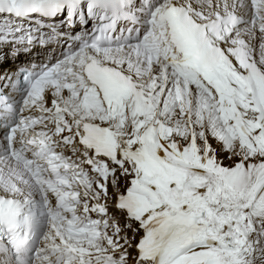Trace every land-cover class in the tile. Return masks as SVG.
Returning a JSON list of instances; mask_svg holds the SVG:
<instances>
[{"label": "snow or ice", "instance_id": "snow-or-ice-1", "mask_svg": "<svg viewBox=\"0 0 264 264\" xmlns=\"http://www.w3.org/2000/svg\"><path fill=\"white\" fill-rule=\"evenodd\" d=\"M52 44L0 70V264H264V0H0V69Z\"/></svg>", "mask_w": 264, "mask_h": 264}, {"label": "bare ground", "instance_id": "bare-ground-1", "mask_svg": "<svg viewBox=\"0 0 264 264\" xmlns=\"http://www.w3.org/2000/svg\"><path fill=\"white\" fill-rule=\"evenodd\" d=\"M14 67H17V64L14 63V62H9L6 66H4L2 69V71H4V69H7V68H14Z\"/></svg>", "mask_w": 264, "mask_h": 264}]
</instances>
